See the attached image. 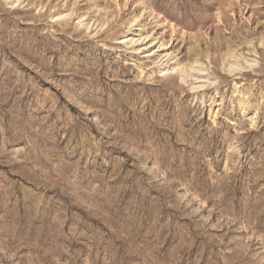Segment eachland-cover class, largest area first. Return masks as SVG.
Instances as JSON below:
<instances>
[{"label":"rangeland","instance_id":"1","mask_svg":"<svg viewBox=\"0 0 264 264\" xmlns=\"http://www.w3.org/2000/svg\"><path fill=\"white\" fill-rule=\"evenodd\" d=\"M0 264H264V0H0Z\"/></svg>","mask_w":264,"mask_h":264}]
</instances>
